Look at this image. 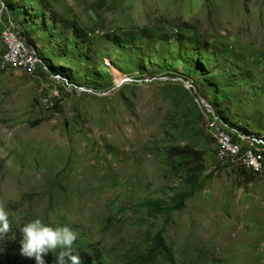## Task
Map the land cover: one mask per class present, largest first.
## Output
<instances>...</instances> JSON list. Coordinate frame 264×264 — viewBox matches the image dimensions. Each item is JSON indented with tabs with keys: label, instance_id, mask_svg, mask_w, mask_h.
<instances>
[{
	"label": "rangeland",
	"instance_id": "374dc122",
	"mask_svg": "<svg viewBox=\"0 0 264 264\" xmlns=\"http://www.w3.org/2000/svg\"><path fill=\"white\" fill-rule=\"evenodd\" d=\"M38 1L51 10L43 27L30 15ZM12 2L22 13L9 21L30 34L37 69L0 67V207L8 217L19 227L36 218L69 226L73 249L99 264H136L157 233L164 250L152 264H264V173L219 165L202 103L214 130L242 137L244 147L253 136L261 143L251 148L264 154V0ZM58 18L79 32L65 54L71 36ZM140 30L148 38L133 47L105 39ZM3 51L0 38V60ZM41 60L64 68L72 84ZM174 144L205 153L203 184L181 210L149 218L139 204L169 202L179 188L163 159ZM5 255L7 264L26 259L19 250Z\"/></svg>",
	"mask_w": 264,
	"mask_h": 264
},
{
	"label": "trees",
	"instance_id": "16d2710c",
	"mask_svg": "<svg viewBox=\"0 0 264 264\" xmlns=\"http://www.w3.org/2000/svg\"><path fill=\"white\" fill-rule=\"evenodd\" d=\"M4 6H5V20L9 19L10 13H14V15L18 16L22 13V10L19 9L17 6H14L12 0H2ZM39 9L36 11H33L30 15L33 16L32 21L38 23L40 27L44 26V14H49L51 10L47 6L48 4L45 2H37ZM37 13H41L39 16ZM39 18V19H38ZM59 20L56 22V25H58L59 30L65 29L69 32L71 36V40L64 39L63 42V49L64 54L71 49V43L75 41V38L79 37V32L77 30V27L75 24H71V22H68L64 19L58 18ZM54 20V17H53ZM38 25V26H39ZM52 30V29H51ZM21 40L24 42L25 46L35 51L34 42L30 36V34L22 29L18 33ZM61 36V35H60ZM148 35L146 34L145 30H140L138 32H133L130 35L121 34V35H115L111 34L108 36H105L106 41L114 46L117 49H123L128 47H133L134 43H137L141 40L147 39ZM52 40V39H51ZM167 38H163V42L166 41ZM200 65L203 64V61L199 59ZM197 63L194 65L195 73L197 68ZM41 64L44 68V70L49 73L52 77H60L62 81L68 84H72L69 81H72L71 75L64 70L61 66H54L52 65L49 60H41ZM38 66L39 63H38ZM109 83H112V80L110 77H108ZM175 78V77H173ZM67 84V85H68ZM200 90V86L198 87ZM198 90V91H199ZM201 91V90H200ZM193 99V98H192ZM193 101V100H192ZM211 108L214 110L216 115L220 116L218 110H216L217 106L215 102H210ZM177 113V112H176ZM180 114V116H179ZM176 118H173L169 121V124L175 128L178 127V124H183V118L185 117V112L180 110V113ZM240 132L245 133L247 136L249 133L245 132L244 130H240ZM236 138V136H233ZM253 137V136H252ZM254 138H256L254 136ZM264 157V154L261 153ZM204 155L205 153L202 150H197L193 148L190 145H168L164 149V161L167 164V166L175 173V175L178 177L180 181L179 188L177 191L173 194V196L170 198L169 202H163L161 200L156 199H145L140 204L139 207L144 209L146 216L149 218H154L157 215H165L169 216L172 212L179 211L183 207V203L186 199H188L190 196H192L195 192H197L204 181V178L202 179V174L205 170L204 166ZM241 168V167H240ZM241 173L245 175V169H240ZM248 171V170H247ZM251 174H253L251 171H248ZM211 175L206 176L205 178H209ZM9 228L8 232L5 233L3 236H0V264H7L8 256L5 255L6 253L10 252V250L17 251L20 248V240H21V234L19 232V226H17L9 217ZM13 243V244H12ZM163 245H162V239L160 233L155 234L151 238V243L149 245V248L147 249L146 253L136 256L134 261L136 264H152L156 256H163ZM75 253L80 256V262L81 264H99L98 260H96L89 252L81 251V250H75ZM45 264H55V251L49 252L47 255L44 256ZM14 262L16 264H35L34 259L32 258H26L24 262L18 263L17 260L14 258Z\"/></svg>",
	"mask_w": 264,
	"mask_h": 264
},
{
	"label": "clouds",
	"instance_id": "9594fccd",
	"mask_svg": "<svg viewBox=\"0 0 264 264\" xmlns=\"http://www.w3.org/2000/svg\"><path fill=\"white\" fill-rule=\"evenodd\" d=\"M8 212L0 207V236L8 232ZM20 255L32 258L35 264H45L44 256L55 251V264H81L73 243L77 233L67 225L52 227L36 218L24 223L20 228Z\"/></svg>",
	"mask_w": 264,
	"mask_h": 264
},
{
	"label": "built area",
	"instance_id": "2783aa9c",
	"mask_svg": "<svg viewBox=\"0 0 264 264\" xmlns=\"http://www.w3.org/2000/svg\"><path fill=\"white\" fill-rule=\"evenodd\" d=\"M5 14L0 9V30L8 31V38H4V60L0 67H13L20 68L23 71L35 74L34 66L25 65L24 50L27 48H17L14 44V36H19L15 26L10 24L9 19L5 20ZM201 100V99H200ZM202 102V100H201ZM203 107L209 111V121H206L207 128L210 132V136L214 142H216V152L219 156V165L226 166V163H234V156H243V162L246 163V167H250L253 171L264 173V157L258 155H252L249 153L237 152L236 142L225 141L216 134L214 130V122L216 121L210 108L204 103ZM52 107V104L48 102V109ZM235 132V131H233ZM250 142L249 139H245ZM259 143V142H257Z\"/></svg>",
	"mask_w": 264,
	"mask_h": 264
},
{
	"label": "bare ground",
	"instance_id": "6f19581e",
	"mask_svg": "<svg viewBox=\"0 0 264 264\" xmlns=\"http://www.w3.org/2000/svg\"><path fill=\"white\" fill-rule=\"evenodd\" d=\"M0 9H2V12L5 14V6H4V4L2 3L1 0H0ZM10 24L12 26H14L11 22H10ZM0 38H1V42H2V44L4 46V38H8V31L0 30ZM14 44L16 45L17 48H25V44L21 40V38L19 36H14ZM3 60H4V51H3V54H2V57H1V60H0V64L3 62ZM24 61H25V65L34 66V71H35V69H37V63H36V59L34 57V54L28 48H25V50H24ZM16 69H20V68H16ZM28 73H30V72H28ZM215 132H216L217 135H219L221 137V139H223L225 141L236 142V150H237V152L249 153V154H252V155H258V156H262L263 157V155L261 154V152H258L256 150H253L251 148V146L260 144L261 141H257L255 139H253L252 137L251 138L248 137L249 140H251V141H257L259 143H257V142H250L249 143V141H248L249 146L250 145L251 146L250 147H248V146L247 147H244L242 145V143H241L242 137L240 138L239 136H236V138H235V137H233L232 134H230L229 132H227L225 129L222 130L220 128L219 129H216ZM216 156H217L216 157L217 158V161L219 163V156H218V153L217 152H216ZM226 165H229V166L230 165H232V166L233 165H237V166H239L241 168H244L245 170L251 171L252 173H259V172L253 171L250 167H246V163L243 162V156H234V163H226Z\"/></svg>",
	"mask_w": 264,
	"mask_h": 264
}]
</instances>
